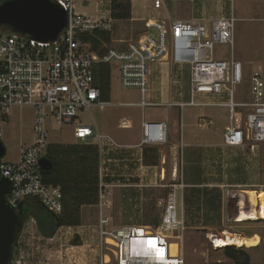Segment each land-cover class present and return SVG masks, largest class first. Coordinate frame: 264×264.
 Listing matches in <instances>:
<instances>
[{
    "label": "built area",
    "instance_id": "built-area-1",
    "mask_svg": "<svg viewBox=\"0 0 264 264\" xmlns=\"http://www.w3.org/2000/svg\"><path fill=\"white\" fill-rule=\"evenodd\" d=\"M50 1L66 12V24L55 40L41 41L27 34L0 30V138L13 107H30L33 116L32 142L18 145L15 161L0 158V177L10 181V192L5 195L6 204L16 210L22 199L34 197L49 211L56 214L62 211L61 187L44 182L39 160L45 157L50 144L47 118L60 125H73V137L78 142L94 144L98 152V200L95 205L98 209V248L102 254L99 264H108L104 259L105 250L113 253L116 264H184L182 256L171 254V242L168 240V232L184 229V221L177 217L176 187L179 184H172L173 190L158 199L162 212L154 231L135 225L108 228L110 217L104 212L110 203V187L114 186L111 178L116 175L115 169L120 168L117 161L127 159L117 155L126 153L130 156L137 150L141 155L145 147L165 144L166 122L142 116L139 141L130 144L102 133L93 120L85 123L81 114L84 111L90 113L93 106L113 104L102 99L101 89L95 81L96 65L107 64L111 71L116 69L123 88L138 91V100L127 104L141 110L164 104L181 108L185 105L219 106L226 110L228 118L222 144L247 146L253 150L264 142V79L260 71H253L248 85L242 88L244 68L234 56L238 18L231 13L209 21L172 18L166 22L151 15L146 17L147 23L135 37L122 34L116 38L113 33L118 28L113 25L112 13L119 11L121 4H130L131 9L132 2L143 1L153 10H159L165 7V0ZM89 5H95L94 15L84 10ZM83 34L96 39L97 35L108 34L110 38H99L100 45L95 49L90 40L82 38ZM116 40L121 45L110 44ZM221 46H228L230 52L218 55L217 47ZM154 63L188 69L186 100L165 103L148 97ZM90 117L92 119L91 114ZM121 126L128 127L124 122ZM225 187L226 196L234 198L238 212L231 218L233 221L259 219L253 201L244 194L248 188L239 184ZM31 223L36 224L34 219ZM222 234L223 230L210 234L213 237L208 239L213 247L215 238L223 237ZM151 240L154 241V249L147 252L144 245L150 244ZM135 244H139V248L134 249ZM145 256L151 259L145 260ZM23 257L12 255L11 261L26 264Z\"/></svg>",
    "mask_w": 264,
    "mask_h": 264
},
{
    "label": "rangeland",
    "instance_id": "rangeland-1",
    "mask_svg": "<svg viewBox=\"0 0 264 264\" xmlns=\"http://www.w3.org/2000/svg\"><path fill=\"white\" fill-rule=\"evenodd\" d=\"M94 6L89 5L84 10L94 15ZM131 9V18H117L114 22V26L118 28L113 33L116 38L122 34H132L135 37L139 29L143 30L142 19L151 15L168 22L172 18L189 19L190 17L209 21L215 17L234 14L238 18L235 29L234 56L243 64L244 84L242 88L248 85L253 71H260L264 79V0H165V7L159 10H153L147 2L134 1ZM2 29L4 32H9L5 28ZM107 35L97 36L98 39H104ZM109 38L110 36L106 37V39ZM110 44L121 45L119 40L114 43L110 42ZM224 52L229 53L230 48L228 46L217 47L218 55ZM164 67H168L169 71L168 73L163 72L162 76L158 68L153 69L152 77L156 81V87L153 85L150 89L156 91L157 94L160 91L159 87L164 90L170 89L174 93L175 100H186L188 69L169 64ZM110 85L111 91L107 99L113 104L104 107L93 106L90 108V113L84 111L81 114L85 123L93 120L102 133L114 135V133L130 132L118 126L123 117L130 119L137 126L142 116L146 119H166L169 115L177 117L181 122L179 135L181 141L184 138L189 139L192 129L197 130L190 136L188 146L181 145V151L178 152L176 158L166 145H161L163 146L161 151L158 148L154 164L145 163L143 151H141L143 152L140 156L141 160L139 156L138 159L134 156L137 154L136 151L130 156L126 153L117 155L118 158L127 159L117 161L120 168L115 169L116 175L111 178L114 186L109 190V199L114 200V205L106 207L104 212L111 217L117 215L116 210H119L117 204L120 198L125 213L120 212L117 218L108 224V228L130 223L127 221V216H131L133 221L156 229L161 217L160 209L156 206L157 201L173 190L172 184H179L176 187L177 217L183 215L184 229L168 232L170 234L168 240L177 244L180 249L179 253L183 255L186 263L212 264L211 260L221 258L224 254L223 246L218 248L212 246L207 235L209 232L223 230V238L229 239L226 232L250 234L264 225V219L261 218L241 222L233 221L231 218L238 212L234 198L227 197L225 192V186L231 184H239L246 189L264 188V142L257 144L253 150L247 146L223 145L222 134L228 125V118L226 110L219 106L185 105L180 108L160 105L147 106L141 110L137 106L127 104V102L137 101L139 94L135 89H125L120 85L116 69L110 70ZM9 116V125L4 127L0 138L5 148L3 161H15L20 142L30 143L32 138L33 120L30 107L21 109L14 107ZM198 117L205 122L210 119L211 122L203 126L197 125ZM46 125L50 143L78 142L73 137V125H60L51 118H47ZM136 126L132 130L134 140L139 138V129ZM20 127L26 133L25 136L19 133ZM147 154L149 157L152 155L150 151ZM140 162L151 165V167L136 171ZM174 165H178V175L172 179L171 169ZM124 183H138V186H131V184L120 186ZM118 188L123 190L119 191ZM97 212V207H85L82 210L83 220L78 232L74 228H64L56 231L53 239H44L37 231L35 224L31 222L25 224V228L17 236L20 242L18 241L15 246V257L23 255V261L26 264L94 263V260L97 261L98 258V256L93 258L94 254L99 249ZM75 233L82 241L81 245H77L81 247L69 248ZM105 251H109L111 256L108 264H115L113 253L110 250ZM170 251L172 255L176 254L174 250L170 249Z\"/></svg>",
    "mask_w": 264,
    "mask_h": 264
},
{
    "label": "trees",
    "instance_id": "trees-1",
    "mask_svg": "<svg viewBox=\"0 0 264 264\" xmlns=\"http://www.w3.org/2000/svg\"><path fill=\"white\" fill-rule=\"evenodd\" d=\"M3 1V0H1ZM112 17L131 18L130 4H121L119 11H113ZM5 26L0 25V30ZM6 30V28H5ZM82 38L90 40L93 48L97 49L98 39L83 34ZM95 81L101 89V96L108 101L110 95V67L107 64H98L95 67ZM152 155L149 157L148 152ZM157 147H145L144 161L147 164H154L157 158ZM45 157L52 162V168L48 171L42 170L43 180L47 184L59 185L63 194L62 211L58 214L45 208L37 198L25 197L20 207L22 214L20 218L25 222L32 217L36 222L39 234L44 238H52L56 231L62 226L81 225V207L83 205H94L98 200L97 189V167L98 152L94 144L81 142L74 143H50ZM17 228V236L21 232ZM16 237L13 248L17 244ZM82 241L78 234H73L71 245H81ZM223 253L230 258L234 264H249V255L245 248L227 245L223 247ZM9 264H14L10 261ZM46 264V263H45Z\"/></svg>",
    "mask_w": 264,
    "mask_h": 264
},
{
    "label": "water",
    "instance_id": "water-1",
    "mask_svg": "<svg viewBox=\"0 0 264 264\" xmlns=\"http://www.w3.org/2000/svg\"><path fill=\"white\" fill-rule=\"evenodd\" d=\"M66 24V12L50 0H3L0 2V25L7 31L27 34L46 41L55 40ZM5 154L0 139V158ZM39 166L43 171L52 168V162L42 157ZM10 192V181L0 177V264H9L17 237V228L23 226L22 211L18 204L13 209L6 204L5 195Z\"/></svg>",
    "mask_w": 264,
    "mask_h": 264
},
{
    "label": "crops",
    "instance_id": "crops-1",
    "mask_svg": "<svg viewBox=\"0 0 264 264\" xmlns=\"http://www.w3.org/2000/svg\"><path fill=\"white\" fill-rule=\"evenodd\" d=\"M131 11V14H132V9H130ZM137 17H140V16H137ZM146 18V17H144ZM182 19V18H181ZM187 19V18H186ZM195 20V19H201V18H194V17H190L188 20ZM161 64V65H160ZM154 63L152 64L151 66V74H150V88L154 85V87H156L155 83L156 81L154 80V78L152 77V73H153V69H156L158 68V72L160 73V75L162 76L163 72H167L169 71L168 67L165 68L164 66L167 65L166 63ZM164 65V66H163ZM160 79V78H159ZM158 79V80H159ZM157 80V82H158ZM161 81H159L160 83ZM110 88H111V85H110ZM160 88V91H159V94L156 93V91H152V89H150V92L148 93V97L153 100V101H163L165 103L167 102H172V101H176L175 100V96H174V93H172V91H170V89H166L164 90L162 87H159ZM111 91V90H110ZM179 94V93H178ZM180 99V98H179ZM127 103H130V102H127ZM164 105H168V104H164ZM168 106H176V105H168ZM179 107V106H178ZM14 108V107H13ZM16 108V107H15ZM19 109L23 108V107H17ZM181 108V107H180ZM225 110V109H223ZM142 118V117H141ZM150 119V118H149ZM206 119V118H205ZM32 120H33V116H32ZM153 120H161V121H165L167 126H168V129H167V141L165 144L163 145H166L172 152L173 154V157L176 158L178 157V152L181 151V145L182 146H188L190 144V136L193 135V133H195V131L197 130H194L193 129L191 130L192 132L190 133V136L188 137L189 139L186 140V138H184L182 141H181V137H179L180 135V129H181V122L180 120L177 119V117L173 116V115H169L166 117V119H153ZM204 120H200L199 117H198V121H197V125H200V126H203V125H206L208 123L211 122V120L209 119L207 122H203ZM9 122H10V116H8L7 118V123L5 126H8L9 125ZM125 123L126 125H128V127L124 128L121 126L122 123ZM4 126V127H5ZM118 126L123 129V130H130V132H121V133H114L113 134H110L113 138H115L117 141L119 142H122V143H130V144H134V143H137L139 141V138L138 140H134L133 138V135L134 133L132 132V130L135 128V124L133 123V121H131L130 119H127V118H122L120 120V122L118 123ZM138 127L139 129V137H140V123L136 126ZM192 127V126H190ZM19 133L23 134L25 136L26 133L23 132L22 128L20 127L19 128ZM198 135V134H197ZM33 140V132H32V138H31V142ZM222 141V140H221ZM30 142V143H31ZM20 143H24V142H20ZM74 143V142H73ZM232 147V146H230ZM245 147V146H243ZM157 148H159V150L161 151L163 149V146H157ZM248 148V147H247ZM137 154L133 155L134 156H137L136 159H138L141 155L139 153V150L136 151ZM143 152H141L142 154ZM139 156V157H138ZM142 159V158H141ZM140 160V159H139ZM122 167V166H121ZM147 167H151V165H146V164H143L142 162H140V164H138V166L136 167V171L138 170H144L142 168H147ZM164 169V168H162ZM120 170V169H119ZM175 172V175L174 173ZM136 174V173H135ZM161 174L163 175V172H161ZM139 175V174H138ZM178 175V165H174L173 168L171 169V177L172 179H175ZM134 184H138V183H134ZM147 185V184H146ZM126 188V187H124ZM119 191L123 190L122 188H118ZM125 190V189H124ZM114 205V200H111L110 199V203H109V207L113 206ZM118 205V209L119 210H116L117 212V215L120 214V212L125 213V211L123 210V205L121 203V199L119 198V203L117 204ZM91 206H94L96 207V205H83L81 207V222L83 220V215H82V210L85 208V207H91ZM156 206L160 209V213H161V210L162 208L156 204ZM124 211V212H123ZM180 213H182L180 211ZM109 217H110V222H112V220L116 219L117 215H113L112 217L107 214ZM180 218L183 220V215L181 214ZM31 219H33L32 217L28 218L25 222H23V226H22V230L25 228V224H29L31 222ZM127 221L130 222V223H123L122 225H114V226H110V228H118V227H121V226H125V225H135V226H144L147 230H150V231H154L155 229H151L149 228L148 226L144 225L143 223L141 222H138V221H133L131 219V216H127ZM184 221V220H183ZM116 224V223H114ZM36 226V224H35ZM69 229V228H74L76 229V232H78V228L79 226H76V227H72V226H62L60 227L57 232L59 230H62V229ZM228 233V235H230L228 237V235H226L231 241H233L234 246H238L239 248H242V247H246L247 249L246 252L248 253L249 255V264H264V225L263 226H260L258 227L256 230H254L253 232H251L250 234H238V233H230V232H226V234ZM44 239H51V238H44ZM53 239V237H52ZM18 241L20 242V239L18 238L17 240V243ZM80 248L81 246H73L71 245L69 248ZM147 247V246H146ZM15 249H13V255L15 256ZM94 250V249H93ZM91 250V251H93ZM180 249L177 248V250H175V253H178L179 256H182V254L179 253ZM109 252V251H108ZM108 252H104L106 255L104 257L105 261H107L109 263V261L111 260V256L109 255ZM145 252V251H144ZM101 253L98 249L97 253L94 254V257H97V261L94 260L95 262L94 263H91V264H99L101 263ZM184 259V257H183ZM115 260V259H114ZM208 260H211V259H208ZM212 264H234L233 261L226 257L224 254L221 256V258H218V259H215V260H211ZM116 264V262H115ZM184 264H189V263H186L185 262V259H184ZM207 264V263H206Z\"/></svg>",
    "mask_w": 264,
    "mask_h": 264
},
{
    "label": "bare ground",
    "instance_id": "bare-ground-1",
    "mask_svg": "<svg viewBox=\"0 0 264 264\" xmlns=\"http://www.w3.org/2000/svg\"><path fill=\"white\" fill-rule=\"evenodd\" d=\"M142 20H143L142 22H143V28H144V26L148 20L146 18H143ZM115 21H116V19L113 20V25H114ZM244 194H247L249 196V199L251 201H253L254 206L257 208V210H254V211H256L257 215H259V218L264 219V188H250V189L245 190ZM256 213H255V215H256ZM211 233H209L208 237H213V235H210ZM151 241H153V240H151ZM175 241H176V239H175ZM232 244H234V243L230 239H225L223 237L217 236L215 238V246L214 247L218 248L221 246L224 247V246L232 245ZM147 245H149V246H147ZM147 245L146 244L144 245V247L147 249V252L149 249H151L153 252L154 244H147ZM136 248H139V244L134 245V249H136ZM177 248H178L177 244L175 242H171L170 249L175 251V250H177ZM128 249H130V251H131V245H129V243H128ZM144 258H145V260L151 259L150 256H145Z\"/></svg>",
    "mask_w": 264,
    "mask_h": 264
},
{
    "label": "snow or ice",
    "instance_id": "snow-or-ice-1",
    "mask_svg": "<svg viewBox=\"0 0 264 264\" xmlns=\"http://www.w3.org/2000/svg\"><path fill=\"white\" fill-rule=\"evenodd\" d=\"M149 243H150V244H154V242H153V241H149Z\"/></svg>",
    "mask_w": 264,
    "mask_h": 264
}]
</instances>
